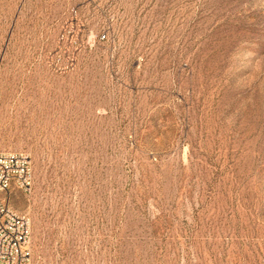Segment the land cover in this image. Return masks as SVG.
Masks as SVG:
<instances>
[{
	"label": "rangeland",
	"instance_id": "obj_1",
	"mask_svg": "<svg viewBox=\"0 0 264 264\" xmlns=\"http://www.w3.org/2000/svg\"><path fill=\"white\" fill-rule=\"evenodd\" d=\"M0 151L32 264H264V0H0Z\"/></svg>",
	"mask_w": 264,
	"mask_h": 264
},
{
	"label": "built area",
	"instance_id": "obj_2",
	"mask_svg": "<svg viewBox=\"0 0 264 264\" xmlns=\"http://www.w3.org/2000/svg\"><path fill=\"white\" fill-rule=\"evenodd\" d=\"M32 185L30 157L24 152L0 151V193L8 198L17 192L28 194ZM30 238V217L0 199V264H32Z\"/></svg>",
	"mask_w": 264,
	"mask_h": 264
}]
</instances>
